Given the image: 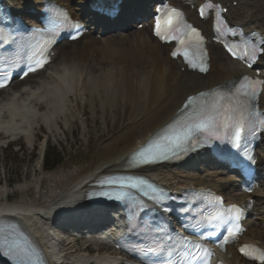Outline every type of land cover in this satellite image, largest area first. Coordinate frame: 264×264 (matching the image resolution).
Wrapping results in <instances>:
<instances>
[{"label": "bare ground", "instance_id": "6f19581e", "mask_svg": "<svg viewBox=\"0 0 264 264\" xmlns=\"http://www.w3.org/2000/svg\"><path fill=\"white\" fill-rule=\"evenodd\" d=\"M60 1L70 7L73 3L80 5L86 2V0ZM16 2L19 6L37 8L41 0ZM240 10L243 11L242 15L239 14ZM229 17L236 23H242L247 27L255 26L264 31V0H238V6L230 8ZM148 39L147 27L132 31L126 41L112 35L96 39L88 34L58 49L61 64L59 68L46 72L51 68L50 65L46 70L30 76L35 78L42 74L41 81L26 79L24 81L28 82L24 86H20L23 82L14 85L13 88L19 92L18 97L7 98L1 96L5 90L0 91V138L23 135L27 141H31L36 137L35 128H41L38 124L33 126L35 120L31 105L38 111L43 108L50 110L48 101H60L56 90H59L61 95L68 96L67 85L72 89V95L83 102V106L84 103L91 104L93 115L96 114L95 102H99L103 118L106 109H116L119 102L123 104L124 109L130 108L128 121L119 134L123 139L122 145L118 144L116 138L102 139L96 144L93 157L87 164L66 170L43 172V176H39L37 180L38 188L43 190L41 193L37 191L32 199L21 198L13 203L9 202L6 192L9 180L5 177L4 185L0 186V215L20 218L41 241L50 242L45 232L49 217L59 210H70L80 205L84 192L89 188L88 183L101 173L117 171L116 168L123 165L131 151L175 115L186 95L236 78L243 72L239 64L228 58L216 45H212V52L209 54L210 70L207 74L202 76L187 71L181 72L175 62L173 67L166 64L167 47L152 39L150 50L145 49L143 45L146 43L143 42ZM93 51L97 52L95 63L106 64V68H102L95 76L91 74L92 64L89 62L90 53ZM262 61L264 64V56ZM22 89L26 90L27 98H23ZM262 93L264 97V89ZM18 100L22 101L26 112L15 109V102ZM76 106L75 102L69 103L66 107L64 116L69 126L72 117L76 116ZM134 131L136 134L128 138V132ZM173 169L176 168L163 165L148 169V174L161 182L171 184L175 182ZM23 175L26 176L27 171H23ZM187 182H193L192 177L188 176L177 183ZM194 182L200 181L196 179ZM177 183L173 185L176 186ZM258 212L260 213V210ZM263 222L264 215L257 221L251 220L243 236L244 240L255 242L264 248ZM54 257L57 264H102L106 259L116 256H109L106 253L84 254L71 262H64L62 256ZM233 260V264H248L237 256Z\"/></svg>", "mask_w": 264, "mask_h": 264}, {"label": "snow or ice", "instance_id": "6c2138e0", "mask_svg": "<svg viewBox=\"0 0 264 264\" xmlns=\"http://www.w3.org/2000/svg\"><path fill=\"white\" fill-rule=\"evenodd\" d=\"M212 3L202 4L199 8V14L203 18L206 15V9L213 8ZM226 11L220 9L217 11L216 16L219 19L221 13ZM184 13L176 8H169L164 10L159 18L155 21V35L162 41L176 40L181 47H177L172 51L173 57L182 56L184 61L193 69H198L200 72H207L206 65L207 50L202 47L203 37L200 31L193 25L187 23L184 19ZM76 27H79L78 25ZM232 35H236L234 30L229 29ZM183 37V38H182ZM76 37H73L75 39ZM3 40V36L0 35V41ZM227 51L236 59H243L246 62L256 58L257 51L260 55L264 56V44L257 50L254 46L250 50L247 45L238 52L235 46L225 43ZM39 67L43 66L46 61H37ZM34 68H29L28 71H35ZM27 74V73H25ZM251 83L247 77L243 78V82L239 87L235 88L234 93L225 94L221 91H212L210 93H201L198 101L197 97L187 98L185 104V110L191 109L186 119L180 121L178 124H174L164 132L159 138L152 140L140 151L135 153L133 159L137 166H143L148 164H154L162 159H168L169 153L178 155L180 151H187L189 146L195 147L198 136H205L209 138L220 139V131L223 130L226 133L229 130L234 134V146H238V141L244 131L246 120L250 117L253 109V100L259 99L260 93L255 88L251 87ZM259 83V82H257ZM4 83L0 82V87H4ZM235 87V86H234ZM250 89V90H249ZM211 96V104H207L204 101L205 97ZM227 101V103H225ZM247 159L251 163H255L253 156H248ZM101 188L115 187L121 190H135L145 197L153 204H162L165 200L171 197L167 196L163 191H159L157 194L149 195L147 191L143 189L144 182L142 180L133 179L130 177H109L99 181ZM155 193L156 190L154 189ZM126 191H119L114 196L109 192L100 191L98 195L107 199H121L126 195ZM219 203V201H218ZM150 205L146 203L145 199H141L138 202V208L140 212L148 210ZM170 211L171 209H164ZM243 215V210L235 205L227 209H219L210 216L206 217L209 223H212L214 227H220L222 225H233L234 227H228L226 229L227 235L224 236L221 247L233 239L239 231V221ZM131 219V218H129ZM248 245L243 246L240 251L244 255H248L245 251ZM149 251H153L149 249ZM201 251H204L205 255L201 256ZM0 252L5 256H10L12 259H16L23 250H16L13 247L3 249L0 247ZM189 260L188 264H207V258L211 254L201 248L199 244H192V248L188 250ZM259 259L264 261V253H261Z\"/></svg>", "mask_w": 264, "mask_h": 264}, {"label": "rangeland", "instance_id": "374dc122", "mask_svg": "<svg viewBox=\"0 0 264 264\" xmlns=\"http://www.w3.org/2000/svg\"><path fill=\"white\" fill-rule=\"evenodd\" d=\"M59 63L60 57L57 55L53 68L59 67ZM102 68H106V65L95 64L92 67L91 74L97 75L102 71ZM34 79L37 80L36 77L31 78V80ZM69 92L70 97L64 96L62 102H57L56 100L52 102L48 101L50 110L49 108H43L37 111L34 106H31V109L35 113L33 126L38 124L41 127L39 129L35 128L36 137L31 139V141H27L24 137L19 136L12 142L13 148L3 146L5 141L9 140L7 137H3L0 141V186L4 185V178L7 177L9 181L6 192L9 202L13 203L21 198L32 199L37 194V191L41 193L43 189L38 188L37 180L39 176H43V172L66 170L78 165L87 164L93 157V151L98 141L105 138H116L118 139V144L122 145L123 139L119 137V134L128 121L130 108L127 107L124 110L123 104L119 102L116 109L107 108L105 117L103 118V111L100 108L99 102H95L96 114L93 115L90 103H84L83 106V102L72 95V89ZM11 94L12 91L9 90L1 96L10 97ZM75 102L77 104L75 109L76 116L72 117L69 126L64 113L69 103L74 104ZM16 106L20 108L19 102H16ZM135 134V131L128 132L127 136L129 138ZM46 144L49 146V159L55 153L64 158L62 163L51 171H45L41 161ZM23 171H27L26 176L23 175ZM42 181L45 183V179ZM21 188H23L22 191ZM259 193L261 197L264 196V191ZM59 237L63 239L60 241V247L63 250L65 249L67 260L70 262L77 256L86 254V252H81L82 242H77L73 246L65 236L59 235ZM90 248L87 253L94 252ZM108 255H112V253L110 252Z\"/></svg>", "mask_w": 264, "mask_h": 264}, {"label": "trees", "instance_id": "16d2710c", "mask_svg": "<svg viewBox=\"0 0 264 264\" xmlns=\"http://www.w3.org/2000/svg\"><path fill=\"white\" fill-rule=\"evenodd\" d=\"M60 162H61V159L56 156L55 159H51L49 161H47L45 159V166L47 167V169L50 170V169H53L54 167H56Z\"/></svg>", "mask_w": 264, "mask_h": 264}]
</instances>
